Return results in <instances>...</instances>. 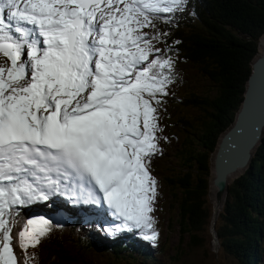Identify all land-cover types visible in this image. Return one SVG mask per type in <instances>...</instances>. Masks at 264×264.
<instances>
[{
  "label": "snow or ice",
  "instance_id": "1",
  "mask_svg": "<svg viewBox=\"0 0 264 264\" xmlns=\"http://www.w3.org/2000/svg\"><path fill=\"white\" fill-rule=\"evenodd\" d=\"M184 3L0 0V264L15 260L5 216L70 181L80 195L103 199L118 227L157 239V182L148 169L162 129L153 105L168 95L174 61L152 43L167 33L150 14ZM27 224L19 233L25 249L26 238L35 246L51 229L44 217Z\"/></svg>",
  "mask_w": 264,
  "mask_h": 264
},
{
  "label": "trees",
  "instance_id": "2",
  "mask_svg": "<svg viewBox=\"0 0 264 264\" xmlns=\"http://www.w3.org/2000/svg\"><path fill=\"white\" fill-rule=\"evenodd\" d=\"M182 9L152 14L160 17L156 29L167 33L161 37L160 49L174 61V82L168 95L158 98L169 103L159 124L166 139L159 136L160 141L176 140L171 143V160L159 168L158 187L169 192L167 208L173 222L195 246L202 241L203 227L211 228L212 210L206 205L211 158L240 107L251 64L259 55L264 0H185ZM199 78L207 83L205 92L204 86L196 85ZM237 175L227 179L222 209L214 218L217 249L234 264H264V125L247 166ZM60 201L66 206L62 224L55 226L45 217L51 229L35 246L25 239L24 264H99L91 259L93 252L106 253L111 260L105 264H123L140 256L144 264L151 255L142 239L133 241V247L119 240L106 245L79 228L80 223L71 224L77 221L66 219L72 213Z\"/></svg>",
  "mask_w": 264,
  "mask_h": 264
},
{
  "label": "rangeland",
  "instance_id": "3",
  "mask_svg": "<svg viewBox=\"0 0 264 264\" xmlns=\"http://www.w3.org/2000/svg\"><path fill=\"white\" fill-rule=\"evenodd\" d=\"M154 23L155 25L157 24L156 20L154 21ZM142 31L146 33H152L151 28H144L142 29ZM263 42L264 40H263V34H262L260 38L259 49H258L259 54L261 52L260 49H261ZM152 43L155 45V47L161 48V44L157 43L155 40ZM4 62H6V59H0V64ZM165 71L167 72L168 70L165 69ZM172 71L174 72V70ZM184 74L186 77V73ZM191 77L192 78L194 77L192 73H191ZM191 77L189 76L188 78L189 81H191ZM201 80L202 79L199 78L195 82L198 88H201L204 86L203 92H205L207 83L204 84ZM172 84L173 83L169 84L167 88L170 87ZM167 105H169V103L166 104V103H163L162 101L159 106L155 104L153 105L158 108L157 115H158L159 124L161 123L160 118L162 117L163 111H168ZM159 128H161L160 125H159ZM166 134L167 133L165 132V130L164 132L157 131L156 133L157 136L163 137L164 141H165L164 138H166L165 137ZM174 140H176V137H173L169 144H162L160 140L157 142L159 151L155 155L152 156L151 163H150V166L152 167L153 170L150 168V166L148 169L151 177H153L155 181L157 182L156 196L152 204L154 211L150 213V215L154 217L153 228L158 233V236L155 241H151V240L144 238L145 234H150L148 230H145V232L141 233V238L145 240L146 243L152 248L151 255L148 257L147 260L144 261V264H234L233 259L229 255H226L220 252V250L218 251L217 241L214 240V236H212L211 238V235H213V232L212 230L210 231V228L208 230V225L207 226L205 225L203 229L199 232V235L202 237V241L200 242V244L193 246L189 244L187 234L181 235L180 230L177 229V226L173 222V216L170 213L169 208H167L169 192L165 189H159L158 176L160 175L159 168H163L165 163L171 160V148H172L171 143ZM172 163H173V160H172ZM243 169L244 168L237 169V170L243 171ZM235 171L229 174L227 179L230 177V175H232L231 178H233L234 177L233 174L235 173ZM208 198H209V193L207 195L206 205L208 207L211 206V210H212V204L210 202V198L209 199ZM213 202H214V197H213ZM43 207L47 208L48 210L51 209L49 205L45 204L44 206V203L42 207H38V205L32 204L31 206L29 205L28 208L29 209H37V208L42 209ZM220 208L221 207H219V209ZM218 210H216V214ZM213 212H214V208H213ZM37 216L38 215H36L35 217ZM68 216H75V213H72ZM43 217H46V215H43ZM56 219H59V216ZM18 225H19V220L15 219L13 222V228L10 234L11 239H12L11 247L13 250L14 257H15L14 264H24L23 256L21 252L20 236L18 235V230H19ZM119 225H117V228L111 232L109 231V229H106V230L101 229L100 227H97L96 224H93L91 222H86V224L81 223L79 228L84 229V230H89L91 233L96 235V237L101 242H104L106 245H109L113 241L117 240L115 239L116 237H118L117 235L125 234V229L118 227ZM107 227L108 226H106V228ZM136 231L141 232L138 229H136ZM111 235H114L112 239H111ZM215 243H216V246H215ZM105 255L106 253L99 254L97 252H93L91 254V259L96 263L105 264L107 261L111 260V258L108 255L106 256ZM140 261H141V256L138 257L134 261H131L130 258H128L127 261L122 262V263L123 264H141ZM260 264H263V263H260Z\"/></svg>",
  "mask_w": 264,
  "mask_h": 264
},
{
  "label": "water",
  "instance_id": "4",
  "mask_svg": "<svg viewBox=\"0 0 264 264\" xmlns=\"http://www.w3.org/2000/svg\"><path fill=\"white\" fill-rule=\"evenodd\" d=\"M264 40V33H263ZM252 69L246 81L243 99L234 119L220 135L211 158L214 186L213 197L215 207L222 205L227 186V175L237 168H245L252 150L260 140L264 125V42L260 54L251 64ZM216 212L210 222L213 223Z\"/></svg>",
  "mask_w": 264,
  "mask_h": 264
},
{
  "label": "bare ground",
  "instance_id": "5",
  "mask_svg": "<svg viewBox=\"0 0 264 264\" xmlns=\"http://www.w3.org/2000/svg\"><path fill=\"white\" fill-rule=\"evenodd\" d=\"M0 59H6V57H4L2 54H0ZM237 169H242V168H237ZM237 169H235L236 171L234 170L235 173L233 174V176H236L237 174H239V173L241 172V171H238ZM211 170L213 171L212 168H211ZM212 171H211V177H212V175H213ZM234 171H232V172H234ZM232 172H231V173H232ZM231 173H230V174H231ZM228 175H229V174H228ZM228 175H227V177H228ZM237 176H238V175H237ZM231 177H232V175H230V177H229L228 179L230 180ZM67 179H68V178H67ZM74 185H75V184H73V183H69V184L65 187V193L71 191L70 189H72V187H74ZM59 188H60V189L64 188V185H61ZM213 191H214V186L210 183L209 198H210V202H211V204H212V215L214 214V213H213V208H214V212H216V210H218L219 207H220V206H217V207L214 206V202H213ZM40 201H41V200H40ZM42 201H43V200H42ZM42 206H43V204L38 205V207H42ZM44 206H45V204H44ZM99 206L103 208V209H102V213H103V217H105V219H100L98 216H91L92 214H90V213H89V214H88V213H85V212L82 210L83 208H80V209H78V210L82 211L85 215H79V216H66V219H70V220L77 221V222H73V223H71V224H77V223H80V224H81V223L86 224V222H91V223H93V224H96L97 227H100L101 229H104V230L109 229L110 232L113 231V228H114L116 225H119V224L121 223V219H120V218H117L116 216H114V215L112 214L114 210L111 209L109 206H107L104 202H100ZM64 207H66V206H65V205H62V204H55V205L52 207V209H49V210L46 212V215H47L48 217L54 219V220H60L61 217H62V213L59 212V211H62ZM86 208H87L88 210H94V211L96 210L93 201H91V203H89V204L87 205ZM38 209H40V208H37V209H29L28 207L26 208V210H30V211H35V210H38ZM69 209L72 210L71 208H69ZM221 209H222V208H221ZM23 210H25V209L23 208ZM67 210H68V209H67ZM108 212H110V213H108ZM70 213H73V212L70 211ZM110 215L113 217L112 221H110L109 219H106V217H109ZM58 216H59V219H56ZM215 216H216V215H215ZM37 217H41V216H37ZM20 218H21V222H22V220L27 222L28 219L31 218V217L28 216V215L24 216V214H23V215L20 216ZM106 225L108 226L107 228H106ZM110 225H111V226H110ZM111 227H112V228H111ZM141 233H142V232H137L136 229H134V230L131 231V235L125 237V238L123 239L122 242H124V243L130 245L131 247H133V246H134V242H133V241H137L138 237L141 236ZM213 241H214V240H213ZM214 242H215V241H214ZM215 246H216V243H215ZM151 249H152V248L148 245V251H149V252H152ZM146 251H147V250H146ZM148 251H147V252H148Z\"/></svg>",
  "mask_w": 264,
  "mask_h": 264
}]
</instances>
